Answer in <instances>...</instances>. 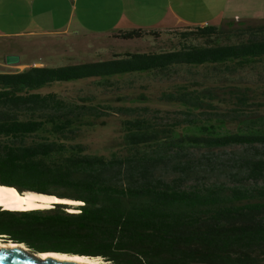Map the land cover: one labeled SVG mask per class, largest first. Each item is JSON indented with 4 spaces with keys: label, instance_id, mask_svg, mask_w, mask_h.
I'll use <instances>...</instances> for the list:
<instances>
[{
    "label": "trees",
    "instance_id": "1",
    "mask_svg": "<svg viewBox=\"0 0 264 264\" xmlns=\"http://www.w3.org/2000/svg\"><path fill=\"white\" fill-rule=\"evenodd\" d=\"M188 29L176 51L0 73V185L83 203L0 208V237L33 253L108 264H264V22ZM159 35L133 30L115 37ZM173 76L185 82L161 90L156 101L182 106L184 118L165 125L147 114L146 94L138 96L146 106L124 108L43 92ZM100 108L127 116L122 152L95 154L82 142L83 129L109 123ZM228 122L246 129L219 134ZM228 149L237 151L224 161Z\"/></svg>",
    "mask_w": 264,
    "mask_h": 264
},
{
    "label": "crops",
    "instance_id": "2",
    "mask_svg": "<svg viewBox=\"0 0 264 264\" xmlns=\"http://www.w3.org/2000/svg\"><path fill=\"white\" fill-rule=\"evenodd\" d=\"M258 2H262V8L264 0H0V39L10 42L26 34L83 42L95 39L102 40V47L111 55L130 53L129 46L147 39L123 40L113 38L114 35L133 30L163 34L181 28L220 27L235 20H264V13H251L258 10ZM45 39L43 43L55 46V40ZM20 62L1 65L0 69L19 73L43 66Z\"/></svg>",
    "mask_w": 264,
    "mask_h": 264
},
{
    "label": "rangeland",
    "instance_id": "3",
    "mask_svg": "<svg viewBox=\"0 0 264 264\" xmlns=\"http://www.w3.org/2000/svg\"><path fill=\"white\" fill-rule=\"evenodd\" d=\"M262 2H258L257 4V11H251V13H260L263 15L264 13V4ZM264 3V2H263ZM253 9V8H251ZM250 10V9H249ZM238 20H235L233 23L242 24L251 22L252 24L262 23L264 20H248L243 19L241 23H238ZM227 25V24H226ZM226 25L220 26L224 28ZM171 32V33H170ZM193 32V30L188 28H181L177 29L176 33L173 31H169L163 34H160L158 38L152 37L151 39H147L142 43L138 44L137 46L134 45L133 47L129 46L128 48L131 49L130 53H147V52H170L176 51L180 49V35L184 33ZM177 34V35H174ZM118 35V34H117ZM113 38L120 39L119 37ZM164 35V36H162ZM47 38V37H45ZM43 37H32L29 34L22 36L19 39H13L10 42L14 43L15 45H10V42H6L7 39L1 38L0 39V66L7 64L6 58L8 55L7 53L10 52H17L19 53V57L21 59L20 65L24 64H42V67L47 68H62L68 66H75L87 63H97V62H104L110 61L113 58V55L110 52L103 48L102 45L104 42L102 40H85L84 42L80 39L74 40L68 39L62 36H51L49 39H45ZM43 39L46 41L48 40H55V46L51 47L48 42L43 43ZM40 42L43 43L41 46L39 45ZM54 42V41H53ZM82 45V46H81ZM82 47V48H81ZM5 58V59H4ZM8 72V70L0 69V73ZM129 79H132L129 77ZM125 80H128L127 78ZM185 82L182 77L173 76L172 79L169 78H162V79H149L140 77L137 81H135L131 86H122L118 88L117 86H108L103 87L97 85L96 81H85V82H75V84L67 83L63 84L59 87H52L51 89H46L43 92L52 91L54 89H58L62 93V97L66 100L74 101L79 100V98H95V103H99L102 106H110V107H118L123 106L124 108L130 106H146L144 102L138 100V96L140 94H146L150 99L151 102L147 103V106H150L152 111L159 110L161 113L156 114L149 110L147 114L151 116L159 115L158 119L156 120L157 123L161 125H165L168 123H173L175 120H180L184 118V115L181 113L184 111L182 106L178 105H171L165 106L161 105L156 100L157 94L169 87L172 84ZM144 86H147L144 88ZM128 96V97H125ZM126 98V100H125ZM121 99L123 101H117ZM101 117H105L106 121L109 123L106 127L102 128L100 125L94 128H87L86 130H82V142L89 145L91 152L95 154H107L110 151H121V144L123 143L124 133L122 132L124 126L122 122L127 118L125 113H120L118 115L112 114L109 110L105 108H100ZM200 118L201 116L198 115ZM264 122V119L262 120ZM227 125H220V128H217L219 134H228L237 132L240 130H245L246 126L243 125L240 128V125L229 124ZM207 124V123H206ZM262 124H256L255 128L260 127ZM187 133L190 134H200V129H195L188 127L185 129ZM237 149H228L225 151V154L221 153L222 159L224 161L228 160L230 154ZM197 156H201L204 154L205 150L203 151H194ZM219 152V150H216ZM225 163V162H224ZM104 262V261H103ZM105 263V262H104ZM108 264V263H105Z\"/></svg>",
    "mask_w": 264,
    "mask_h": 264
},
{
    "label": "bare ground",
    "instance_id": "4",
    "mask_svg": "<svg viewBox=\"0 0 264 264\" xmlns=\"http://www.w3.org/2000/svg\"><path fill=\"white\" fill-rule=\"evenodd\" d=\"M54 204L80 206L83 203L73 200H60L54 196H44L32 193L20 194L16 189L0 187V208L2 210L25 212L30 210L51 208ZM69 212H75L70 210ZM0 249H16L28 251L24 244H6L0 240ZM42 260L57 259L66 263L105 264L100 258L79 257L66 254L46 253L38 255Z\"/></svg>",
    "mask_w": 264,
    "mask_h": 264
},
{
    "label": "water",
    "instance_id": "5",
    "mask_svg": "<svg viewBox=\"0 0 264 264\" xmlns=\"http://www.w3.org/2000/svg\"><path fill=\"white\" fill-rule=\"evenodd\" d=\"M6 62L8 65H15V64H18L20 62V58L18 56H15V55H10V56H7ZM0 187L16 189L15 187H8V186H3V185H0ZM18 192L22 195L27 194V193H32V194H37V195L57 197L55 195H46V194H39V193H33V192H23V193H21L20 191H18ZM59 199L60 200H66V199H62V198H59ZM66 206H72V205H66ZM0 240L6 244H19V243H14L13 241L5 239V237H0ZM40 254H46V253H38L37 254V253L31 252L29 249L26 252L16 250V249H8V250L7 249L6 250L0 249V264H81V263H77V262H75V263L61 262L57 259L42 260V259L38 258V255H40ZM88 258H90V257H88ZM97 264H99V263H97Z\"/></svg>",
    "mask_w": 264,
    "mask_h": 264
}]
</instances>
